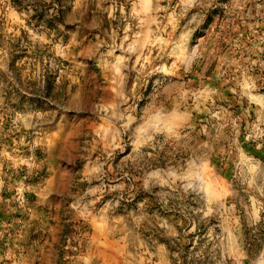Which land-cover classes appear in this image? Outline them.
Segmentation results:
<instances>
[{"label":"rangeland","instance_id":"374dc122","mask_svg":"<svg viewBox=\"0 0 264 264\" xmlns=\"http://www.w3.org/2000/svg\"><path fill=\"white\" fill-rule=\"evenodd\" d=\"M0 264H264V0H0Z\"/></svg>","mask_w":264,"mask_h":264}]
</instances>
